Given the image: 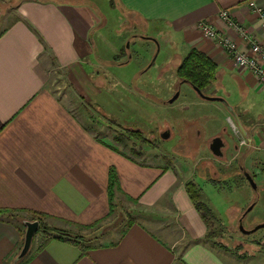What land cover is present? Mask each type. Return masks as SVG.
Wrapping results in <instances>:
<instances>
[{"label":"crops","instance_id":"0c3cea01","mask_svg":"<svg viewBox=\"0 0 264 264\" xmlns=\"http://www.w3.org/2000/svg\"><path fill=\"white\" fill-rule=\"evenodd\" d=\"M115 1L124 19L126 14L133 16L166 37V44L171 43L169 34L178 38L175 54L179 64L190 49L211 59L216 66L210 86L215 95L211 97L229 104L250 143L239 146L230 129L227 132L205 125L207 145L191 148V161H196L192 171L189 167L182 170L139 161L119 152L95 136L47 87L51 64L89 85L80 66L91 54L88 34L104 23V18L100 20L82 3L72 0H22L12 10L10 21L4 16L0 24V264H230L223 250H215L204 241L208 227L195 210L185 184L193 182L201 162L219 168L223 160H237L246 170L247 163L254 164L250 160L254 155L253 166L263 168V173L264 85L238 68L215 42L203 37L198 24L208 22L244 51V41L219 19V13L226 10L264 49V32L248 7V2L254 1L264 8V0ZM99 38L114 49L104 41V35ZM194 95V107L203 109L208 101L195 91ZM221 106L215 109L227 123L231 115ZM202 109L199 116L193 113L194 118L186 119L188 124L182 121L188 132L193 130L196 142L203 134L198 122L208 120ZM179 119L173 120L174 127ZM166 130L169 135L163 141L174 135L172 127ZM217 137L225 143L222 157L214 156L209 147ZM181 139L176 155L182 159L186 140ZM111 167L119 182L114 204L118 206L121 199L137 206L142 221L133 214L134 221L121 231L99 237L85 255L68 243L51 240L44 245L31 244L27 255L18 260L24 222L33 221V213L83 226L109 220L107 183ZM212 172L214 169L208 181H220Z\"/></svg>","mask_w":264,"mask_h":264},{"label":"rangeland","instance_id":"374dc122","mask_svg":"<svg viewBox=\"0 0 264 264\" xmlns=\"http://www.w3.org/2000/svg\"><path fill=\"white\" fill-rule=\"evenodd\" d=\"M21 1L0 0V24L4 22V16L10 21L12 10ZM72 1L82 3V6H86L97 18L105 20L89 32L88 47L91 54L80 66L87 75L85 76L89 85L76 75L73 78L66 70L57 69L51 64L47 87L55 91L64 104L71 107L95 136L133 159L164 163L184 170L185 167L191 169L193 163H196L191 161L194 158V155H191V148L207 145L205 141L208 134H204L206 126L216 125L227 132L232 131L231 124L237 127L232 116H229L226 123L225 117L215 109L222 108L218 102L208 101L203 105V109L194 107L192 101V98H195L194 91L180 82L175 75L179 65V58L175 54V48L179 45L178 38L169 34L168 42L171 43L166 44V37L162 38L158 31L141 24L133 16L126 14L124 19L115 0ZM101 35H104L106 39L104 41L113 45L114 49L107 48L103 41L101 42L99 38ZM143 37L149 40L142 39ZM153 41H156L157 45ZM116 50H119L117 54ZM93 89L97 95H94L96 92ZM206 92L208 95H215L211 87ZM177 94L179 97L170 103ZM201 109L206 112L208 120L201 119L198 122L200 124L203 122L197 126L203 134L200 141L196 142L192 136L193 130L190 129L188 132L186 119L194 118L196 116L194 114ZM178 118L179 123L174 127L173 120ZM170 127L174 131L172 138L167 141L161 140L158 134ZM136 130L146 142L133 137L127 138L128 131ZM230 133L238 143V136L233 131ZM120 137H126L127 140L123 138V142H117L116 138ZM181 138L186 140L184 144L186 159L176 155ZM260 157L264 160V156ZM254 158L256 157L252 155L250 160L255 164ZM253 165L247 163L245 170L242 163H238L237 160H223L219 164L220 177L216 176L221 180L215 183L208 181L211 176L210 171L205 168L206 165L202 171L197 165L193 178L199 189L201 202L214 216L207 225L208 235L204 241L215 250H223L230 264H264V229L250 235H243L238 230L242 214L253 203L254 207L245 216L242 225L249 230L257 224L264 223V171L262 173L263 168L255 169ZM238 167L242 168L243 173L251 176L256 190L251 188L243 174L240 175ZM117 203L118 206L115 204L114 210L108 216L109 220L92 228L78 229L52 218L46 219L45 224L71 235L78 234L90 246L99 237L115 230L121 231L122 227L134 221L133 214L142 221V211L137 206L129 205L121 199ZM211 232L214 238H211ZM43 239L37 230L32 245L35 242L42 244Z\"/></svg>","mask_w":264,"mask_h":264},{"label":"trees","instance_id":"16d2710c","mask_svg":"<svg viewBox=\"0 0 264 264\" xmlns=\"http://www.w3.org/2000/svg\"><path fill=\"white\" fill-rule=\"evenodd\" d=\"M114 60H116V58H114ZM215 70H216V66L208 56H206L203 52L199 50L190 49L188 53L185 55V57L181 60L178 67L176 68L175 75L177 79L188 83L193 88H196L199 91H203L204 89L209 87L211 83L215 80ZM128 135L129 136L127 138L133 137L135 139H141L142 142H146V140L143 139L141 133L138 132L137 130L133 132L128 131ZM123 138L127 140L126 137H122V138L120 137V139L116 138V141L123 142L124 141ZM210 163L211 162H201L198 168H200V170L202 171L203 166ZM217 177H219L218 174ZM118 184L119 182H118L117 172L113 167H111L108 170V183H107V196H108V204H109L108 216L112 213V211L115 208V204H114L115 190L118 188ZM185 189L195 210L199 213L203 222L206 225H208L210 219H213L214 216L212 212L208 209V207L201 202L198 193L199 189L197 185L192 181L187 182L185 184ZM32 216H33V221H37L39 224L38 233H40L44 237L42 243L43 245L51 240H57L74 246L79 250L81 255H85L87 253L90 246L89 244L87 245V242L84 241L85 239L82 236L78 234L71 235L68 234L67 232L48 227L45 224V220L52 217L46 214L33 213ZM60 221H62L66 225L74 226L78 229H88L96 225V224H91L88 226H83L64 220H60ZM211 238H214L213 232H211Z\"/></svg>","mask_w":264,"mask_h":264},{"label":"built area","instance_id":"2783aa9c","mask_svg":"<svg viewBox=\"0 0 264 264\" xmlns=\"http://www.w3.org/2000/svg\"><path fill=\"white\" fill-rule=\"evenodd\" d=\"M248 7L257 16L260 28L264 32V8L258 6L254 1L248 2ZM218 16L226 27L234 30L244 41L246 50L241 51L230 37L222 34L208 22L199 23V31L203 37L215 42L223 52L228 54L238 68L248 71L260 84L264 85V49L249 36L246 29L231 18L226 10L221 11ZM231 126L233 133L238 136L239 146H247L248 143L238 127L234 124Z\"/></svg>","mask_w":264,"mask_h":264},{"label":"water","instance_id":"95a60500","mask_svg":"<svg viewBox=\"0 0 264 264\" xmlns=\"http://www.w3.org/2000/svg\"><path fill=\"white\" fill-rule=\"evenodd\" d=\"M142 39L149 40V39L144 38V37ZM153 42H155V44L157 45L156 41H153ZM192 89L200 97L205 98L207 101H215V102L221 103L226 108L229 115H231L233 117V119H234L240 133L242 134V136H245V132L243 131V129L239 123V120L235 116L234 111L232 110V108L229 106V104L224 99L218 98V97H205L203 95V93L200 92L198 89L193 88V87H192ZM177 96H178V94L170 101V103H172L177 98ZM232 138L233 137H231V139ZM248 143H250L249 139H248ZM224 146H225V143H223V141L219 137H217V138H214L212 140L209 147H210V150L212 151L214 156L222 157L223 156L222 150H223ZM243 176L247 180V182L250 184L251 188L253 190H256V185L253 182V179L251 178V176H249V174L245 173V172L243 173ZM253 207H254V203L249 206V208L242 214V216L239 220L240 224H239L238 230L243 235H250V234L255 233L256 231H258L260 229H264V223L257 224L254 227H252V229H249V230H246L244 228V226L242 225V219L245 218V216L253 209ZM24 226H25L24 241H23L22 249H21L20 254L18 256V260H21L22 258H24L27 255V253L29 252L33 238H34V236H35V234L39 228V224L37 221H33V222L26 221V222H24Z\"/></svg>","mask_w":264,"mask_h":264},{"label":"flooded vegetation","instance_id":"af4514ba","mask_svg":"<svg viewBox=\"0 0 264 264\" xmlns=\"http://www.w3.org/2000/svg\"><path fill=\"white\" fill-rule=\"evenodd\" d=\"M179 80V79H178ZM180 82H182V83H186V82H184V81H181V80H179ZM186 84H188V83H186ZM189 85V84H188ZM191 88H192V86L191 85H189ZM211 86V85H210ZM209 86V87H210ZM209 87H207L206 89H204L203 91H200V92H202L203 93V95L205 96V97H211V95L209 94H207V89L209 88ZM197 94V93H196ZM198 95V94H197ZM199 96V95H198ZM202 99H204V100H206L205 98H203V97H201ZM159 135V138L160 139H162V138H165V137H167V135H169V132L166 130V129H164L162 132H161V134H158ZM232 141H233V139H232ZM238 163H240L239 161H238ZM206 169H208V171H210V176H211V170H213L214 169V172H215V174L217 175L218 174V176H219V173H221V171L219 170V168H217V167H215V166H213V165H211V164H207L206 165V167H205ZM238 170L240 171L239 173H240V175H242L243 174V170H242V168L240 167H238ZM241 171H242V173H241ZM214 172H212V175L214 174ZM205 175V174H204ZM213 178V177H212ZM243 220L244 219H242V223H243ZM240 224V223H239ZM239 227V226H238Z\"/></svg>","mask_w":264,"mask_h":264}]
</instances>
